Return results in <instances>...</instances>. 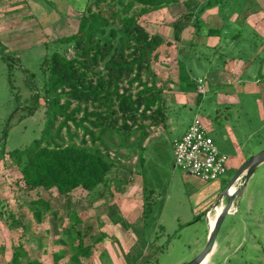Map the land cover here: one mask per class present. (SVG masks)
<instances>
[{
	"label": "rangeland",
	"instance_id": "374dc122",
	"mask_svg": "<svg viewBox=\"0 0 264 264\" xmlns=\"http://www.w3.org/2000/svg\"><path fill=\"white\" fill-rule=\"evenodd\" d=\"M14 1L13 30L0 48V152L22 148L44 134L48 119L43 84L47 76L41 64L54 51L68 58L75 55L73 43H63L58 38L76 31L86 4V0ZM201 1H190V9ZM182 11H186L183 5L172 10L163 8L141 19L151 34L158 33L170 42L161 48L152 64L154 77L164 89L169 120L167 125L148 129L151 136L147 143V139L141 143L139 130L105 134L101 151L117 163L120 171L102 197L93 199L79 188L72 192L68 203L55 189H30L24 185L14 161L7 153H0V246L5 247L0 264H16L13 256L19 244L26 252L20 264H29L27 261L31 260L42 264H75V242L68 243L76 230H81L84 243L92 247L89 257H81V264H132L138 260L136 264H185L205 248L209 228L200 207L211 204L220 187L214 202L218 200L238 169L236 160L244 164L264 150V112L261 115L255 95L228 104L218 97L227 101L238 91L257 92L264 105V82L259 79L260 75L264 77V61L259 60L264 57V49L259 47L247 61L227 57L223 66L218 61L219 52H229L234 42L209 35L206 29L197 34L193 26L183 30L182 41L178 42L171 22ZM230 11H225L229 25L218 6L207 9L202 18L207 28L236 31L244 14ZM245 22L253 28L247 17ZM182 58L189 59L186 65L193 74L185 85L180 82L178 60ZM9 72L18 97L10 88ZM37 93L41 94L38 102L32 98ZM31 108L34 110L29 115ZM197 110L212 125L216 145L233 165L215 181L195 179L174 164L176 132L185 127ZM9 119L11 126L5 135ZM59 121L61 118L56 124ZM61 138L66 143L81 145L85 141L88 147L92 145L90 138L83 136V130L72 123L69 129L63 128ZM244 178L245 175L235 183L237 189ZM246 181L243 193L234 200L237 211L227 214L216 237L220 243L225 239L234 246L241 243L239 250L231 252L223 264H264V161ZM145 194L152 210L143 219ZM223 202L226 204L227 198ZM40 204H45L46 210L38 220L35 213ZM72 212L78 215L81 224L73 221ZM154 239L159 250L153 257L142 260V255L153 250L149 240ZM60 252L65 253L64 257L55 261ZM218 259L223 261L222 257Z\"/></svg>",
	"mask_w": 264,
	"mask_h": 264
},
{
	"label": "trees",
	"instance_id": "16d2710c",
	"mask_svg": "<svg viewBox=\"0 0 264 264\" xmlns=\"http://www.w3.org/2000/svg\"><path fill=\"white\" fill-rule=\"evenodd\" d=\"M190 1L194 0H86L76 31L58 38L63 43L72 42L75 55L68 58L54 51L46 55L41 64L47 76L43 84L48 119L44 134L22 148L10 152L3 149L0 152L7 153L14 161L26 187L46 191L55 189L68 203L72 192L79 188L93 199H98L120 171L117 163L101 151L105 134L108 131L130 133L139 130L142 143L148 138L150 127L167 125L169 112L163 97L164 89L154 77L152 64L161 48L170 42L158 33L151 34L141 22L143 16L163 8L172 10L183 5L186 11L179 13L171 22L175 40L181 42L182 32L189 26H193L197 34L206 29L209 35L228 38L234 42V47L229 52H219L218 61L223 66L227 57L247 61L259 47L264 49L263 38L245 22L246 0H203L193 10L190 9ZM217 6L226 25H229L225 15L228 9H231L230 13L238 11L244 14L241 26L236 31L224 32L206 27L202 14ZM188 60H178L181 85L193 77L186 65ZM259 60L263 63L264 57ZM259 79L264 82L263 76L260 75ZM8 80L11 90L18 97L10 72ZM40 96L37 93L32 98L38 102ZM33 110H29V115ZM60 118L61 121L56 124ZM69 123L83 130V136L90 138V147L85 145V141L77 145L66 143L61 138L63 128L69 129ZM10 126L9 119L4 129L5 135ZM139 160L143 162V155ZM148 197V194L144 195L143 219L152 210ZM39 208L35 213L38 220L46 206L40 204ZM72 213L73 221L81 224L78 215ZM10 216L14 223H18L14 216ZM160 227L163 228L162 225ZM83 238L81 230H76L68 243L71 245L75 242V264H81V257L91 255L92 247L85 244ZM149 242L154 248L149 254L140 255L142 260L153 257L159 250L155 239ZM4 250L5 247L0 246V254ZM64 255V252L58 253L55 261ZM25 256L22 245L15 246L13 261L20 264ZM27 263L42 264L38 260Z\"/></svg>",
	"mask_w": 264,
	"mask_h": 264
},
{
	"label": "built area",
	"instance_id": "2783aa9c",
	"mask_svg": "<svg viewBox=\"0 0 264 264\" xmlns=\"http://www.w3.org/2000/svg\"><path fill=\"white\" fill-rule=\"evenodd\" d=\"M173 148L175 167L204 182L218 180L228 169L229 157L219 150L198 115L192 119L186 131L174 140ZM238 189L235 186V190ZM219 207H225L223 199L206 212L208 220L212 211L215 214ZM236 211L233 201L229 213Z\"/></svg>",
	"mask_w": 264,
	"mask_h": 264
},
{
	"label": "crops",
	"instance_id": "0c3cea01",
	"mask_svg": "<svg viewBox=\"0 0 264 264\" xmlns=\"http://www.w3.org/2000/svg\"><path fill=\"white\" fill-rule=\"evenodd\" d=\"M246 1L247 2H246V6H245V12L247 14V19H248L249 23L251 24V26H253V28L258 33H260L262 36H264V0H246ZM14 3H16L14 0H0V48H3V45L6 44L5 43L6 41H5L4 38H6L7 35H10L12 33V30H13V28H12L13 18H12L11 13H12L13 9L15 8L14 6H16ZM249 94L255 95V97L257 99V102H258V105H259V110H260L261 115H262V113L264 112V105H263V102H262V99H261L260 95L257 92H243V91H238L233 96H229L228 99H227V101L221 100V96H219L218 99H219L220 102H222L224 104H226V103L228 104V103H230L231 100H235V99H238V98L239 99L240 98H244V97H246ZM196 115H198L201 118L204 126L206 127V129L208 131V133L211 135L212 130H213L212 125H210L209 121H206L200 115L199 110H197V112L194 115V117ZM192 119L189 120V122L185 125L184 128H182V129L179 128L177 130V132H176L177 135L174 137V140L176 138L180 137L186 131V129L189 126V124L192 121ZM179 126H181V124ZM149 137L147 138L146 143L148 142ZM174 140H173V143H174ZM146 143L144 144V148H145ZM222 153H224V152H222ZM230 162L231 161H230V158H229V161H228V169L227 170H229L230 167H233V165L230 164ZM236 163H237V168H239L243 164V161H241V160L238 159V160H236L235 164ZM189 176H191V175H189ZM191 177H194V176H191ZM195 179H198V180L202 181L201 179H199L197 177H195ZM243 183L244 184L239 188L241 193H243L244 186L247 184V181H246L245 178H244ZM220 190H221V188L218 187L215 195H213V197H212L213 200H212V203L211 204H209L208 206L202 205L200 207V210H202V213H203V215H204V217L206 219V222H207V225H208V228H209L208 233H207V237H206V241L208 240V236H209V232H210V224H209L208 218L206 217V212L212 206H214V204L217 202V201L216 202H214V201H215L218 193L220 192ZM240 244L241 243H238V245L234 246L232 244V242L230 243V241L228 239H225V242L223 241L222 243H220L217 240H215L214 246H213L212 250L209 252L208 257H207V261L204 264H223L224 259L226 260L229 257V254L231 252L234 253V252H237L239 250ZM218 256L219 257H222L223 258V261H219V259L217 260V257Z\"/></svg>",
	"mask_w": 264,
	"mask_h": 264
},
{
	"label": "water",
	"instance_id": "95a60500",
	"mask_svg": "<svg viewBox=\"0 0 264 264\" xmlns=\"http://www.w3.org/2000/svg\"><path fill=\"white\" fill-rule=\"evenodd\" d=\"M264 161V150L260 151L259 153L253 155L249 160H247L244 164H242L235 172L233 177L231 178L229 184L225 188V190L222 192L220 197L218 198L217 202L215 204H218L224 197L227 198V203L225 204V207L223 208L222 213L218 216L214 228L209 232L208 241L205 246V248L202 250V252L194 257L192 260L185 264H204L207 260L209 252L212 250L218 231L222 225V222L226 218L227 214L229 213V209L231 208V205L233 201L235 200V197L239 194V190H235L233 193L230 192L231 187L235 185V183L243 176L245 175V179L247 180L248 177L251 175L253 169Z\"/></svg>",
	"mask_w": 264,
	"mask_h": 264
},
{
	"label": "bare ground",
	"instance_id": "6f19581e",
	"mask_svg": "<svg viewBox=\"0 0 264 264\" xmlns=\"http://www.w3.org/2000/svg\"><path fill=\"white\" fill-rule=\"evenodd\" d=\"M235 191V186L231 187L230 192L233 193ZM223 209L220 207L217 208L216 213L213 216L209 217L210 231L214 228L216 220L218 216L222 213ZM207 261V260H206ZM205 261V263H206Z\"/></svg>",
	"mask_w": 264,
	"mask_h": 264
}]
</instances>
